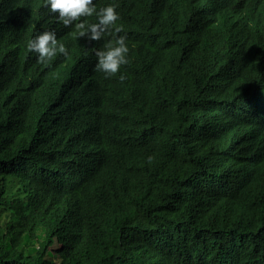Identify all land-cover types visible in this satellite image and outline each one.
<instances>
[{
  "label": "trees",
  "instance_id": "trees-1",
  "mask_svg": "<svg viewBox=\"0 0 264 264\" xmlns=\"http://www.w3.org/2000/svg\"><path fill=\"white\" fill-rule=\"evenodd\" d=\"M94 2L124 83L110 36L60 23L79 68L43 65L37 0H0V264H264V0Z\"/></svg>",
  "mask_w": 264,
  "mask_h": 264
},
{
  "label": "clouds",
  "instance_id": "clouds-1",
  "mask_svg": "<svg viewBox=\"0 0 264 264\" xmlns=\"http://www.w3.org/2000/svg\"><path fill=\"white\" fill-rule=\"evenodd\" d=\"M117 7L110 4L97 10L94 0H37L39 24L44 30L27 42V50L38 54V63L43 65H50L61 54L67 58L72 69L78 70L79 51H68L65 44L61 43V24L72 29L78 38H87L89 41L105 40L107 34L111 39L105 40L104 46L95 51L98 59L95 70L104 73L105 78L118 76L119 82L124 83L127 76L120 74V71L123 66L130 64L131 44L127 42L126 35H119L123 28L117 26L121 19ZM93 16L97 19L95 23L89 20ZM153 159V156H149L148 163L151 164Z\"/></svg>",
  "mask_w": 264,
  "mask_h": 264
},
{
  "label": "rangeland",
  "instance_id": "rangeland-1",
  "mask_svg": "<svg viewBox=\"0 0 264 264\" xmlns=\"http://www.w3.org/2000/svg\"><path fill=\"white\" fill-rule=\"evenodd\" d=\"M41 236H43V232L41 233Z\"/></svg>",
  "mask_w": 264,
  "mask_h": 264
},
{
  "label": "bare ground",
  "instance_id": "bare-ground-1",
  "mask_svg": "<svg viewBox=\"0 0 264 264\" xmlns=\"http://www.w3.org/2000/svg\"><path fill=\"white\" fill-rule=\"evenodd\" d=\"M101 47V46H100Z\"/></svg>",
  "mask_w": 264,
  "mask_h": 264
}]
</instances>
